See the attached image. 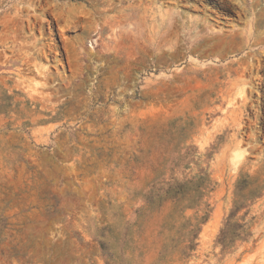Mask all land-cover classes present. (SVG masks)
I'll list each match as a JSON object with an SVG mask.
<instances>
[{"label": "rangeland", "instance_id": "obj_1", "mask_svg": "<svg viewBox=\"0 0 264 264\" xmlns=\"http://www.w3.org/2000/svg\"><path fill=\"white\" fill-rule=\"evenodd\" d=\"M0 264H264V0H0Z\"/></svg>", "mask_w": 264, "mask_h": 264}, {"label": "trees", "instance_id": "obj_2", "mask_svg": "<svg viewBox=\"0 0 264 264\" xmlns=\"http://www.w3.org/2000/svg\"><path fill=\"white\" fill-rule=\"evenodd\" d=\"M195 179V180H194ZM194 179H191L187 182H183L179 185H175L171 187L167 192L169 194L168 198H172L175 200L185 201L186 205L184 207H194L199 204L202 200L203 195L205 194L204 190L210 184V179L205 175H197ZM252 182L249 179L244 177L238 179L236 183L235 190V200L234 207L231 213L228 215L226 220V226L221 230L219 240L221 243L226 246L227 242L230 240H234L236 237L241 236V232L226 230L228 228H233L235 226L241 227L240 223L233 222V217L235 212L240 209V207L248 200L252 199L259 193V189H250ZM233 226V227H232ZM197 231V228L194 231Z\"/></svg>", "mask_w": 264, "mask_h": 264}]
</instances>
